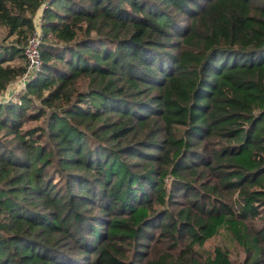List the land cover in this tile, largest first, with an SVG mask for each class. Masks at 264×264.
<instances>
[{"label": "trees", "instance_id": "16d2710c", "mask_svg": "<svg viewBox=\"0 0 264 264\" xmlns=\"http://www.w3.org/2000/svg\"><path fill=\"white\" fill-rule=\"evenodd\" d=\"M0 264H264V0H0ZM40 125L25 127L28 121Z\"/></svg>", "mask_w": 264, "mask_h": 264}, {"label": "rangeland", "instance_id": "374dc122", "mask_svg": "<svg viewBox=\"0 0 264 264\" xmlns=\"http://www.w3.org/2000/svg\"><path fill=\"white\" fill-rule=\"evenodd\" d=\"M41 19V11L36 13V16H34V23L35 28H41L39 21ZM24 90V87L21 85L19 86L18 80L15 79L12 83H10L6 89L1 93L0 95V101L6 100L17 93H20ZM42 120L39 121H28L25 123V127L28 126H34V125H40ZM215 246H220L224 249H226L230 255V258L233 260L234 264H239L244 257V251L242 247L232 239V237L229 235L228 232L222 230L216 237L210 239L205 245H204V251H209Z\"/></svg>", "mask_w": 264, "mask_h": 264}, {"label": "built area", "instance_id": "2783aa9c", "mask_svg": "<svg viewBox=\"0 0 264 264\" xmlns=\"http://www.w3.org/2000/svg\"><path fill=\"white\" fill-rule=\"evenodd\" d=\"M41 38V28H34V31L30 34L28 42L24 47V55L26 58V70L21 76L17 77L19 86L22 85L24 87L26 82L30 79L31 74L34 71L38 70L41 66V60L39 57V44L41 42Z\"/></svg>", "mask_w": 264, "mask_h": 264}, {"label": "crops", "instance_id": "0c3cea01", "mask_svg": "<svg viewBox=\"0 0 264 264\" xmlns=\"http://www.w3.org/2000/svg\"><path fill=\"white\" fill-rule=\"evenodd\" d=\"M36 16V15H35ZM35 22V21H34ZM35 24V23H34Z\"/></svg>", "mask_w": 264, "mask_h": 264}]
</instances>
